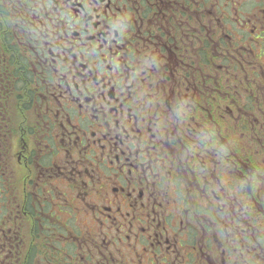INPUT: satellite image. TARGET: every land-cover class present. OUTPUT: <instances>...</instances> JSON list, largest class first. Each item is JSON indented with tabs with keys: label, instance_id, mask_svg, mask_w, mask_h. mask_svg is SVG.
Returning a JSON list of instances; mask_svg holds the SVG:
<instances>
[{
	"label": "flooded vegetation",
	"instance_id": "1",
	"mask_svg": "<svg viewBox=\"0 0 264 264\" xmlns=\"http://www.w3.org/2000/svg\"><path fill=\"white\" fill-rule=\"evenodd\" d=\"M0 264H264V0H0Z\"/></svg>",
	"mask_w": 264,
	"mask_h": 264
}]
</instances>
